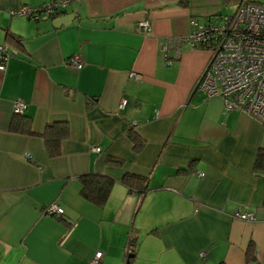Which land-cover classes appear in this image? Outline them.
<instances>
[{
	"label": "crops",
	"instance_id": "crops-1",
	"mask_svg": "<svg viewBox=\"0 0 264 264\" xmlns=\"http://www.w3.org/2000/svg\"><path fill=\"white\" fill-rule=\"evenodd\" d=\"M53 1L0 0V264H90L99 251L98 264H264V124L197 87L210 51L172 45L167 63L162 50L190 33L192 17L220 14L222 0H74L40 21L13 12ZM25 120L35 135L11 128ZM55 122L69 135L52 154L42 134ZM90 172L116 180L103 206L81 193ZM126 173L148 176L150 189L130 191ZM53 202L62 216L45 212Z\"/></svg>",
	"mask_w": 264,
	"mask_h": 264
},
{
	"label": "built area",
	"instance_id": "built-area-1",
	"mask_svg": "<svg viewBox=\"0 0 264 264\" xmlns=\"http://www.w3.org/2000/svg\"><path fill=\"white\" fill-rule=\"evenodd\" d=\"M73 1L55 0L41 6H23L13 12L40 21L62 12ZM190 24L192 29L186 37L170 39L163 44L167 63L171 62L172 45L179 50L181 44L187 42L191 47L207 49L211 58L197 87L209 97L221 98L225 112L242 111L264 124V5L243 0L232 14H217L204 21L192 17ZM138 28L144 33L148 32L151 22L142 21ZM8 58L6 48L0 45V71L6 70ZM70 63L81 68L84 61L76 56L70 59ZM131 77L137 81L143 78L137 72H132ZM126 104L127 100L123 99L120 107L124 108ZM27 107L25 102L17 101L14 112L23 115ZM194 174L204 176L200 171H194ZM45 212L60 216L65 213L56 202L48 205ZM235 217L255 219L253 213L240 210L235 213ZM202 256L205 254L202 253ZM102 257L103 253L97 252L90 264H98Z\"/></svg>",
	"mask_w": 264,
	"mask_h": 264
},
{
	"label": "trees",
	"instance_id": "trees-1",
	"mask_svg": "<svg viewBox=\"0 0 264 264\" xmlns=\"http://www.w3.org/2000/svg\"><path fill=\"white\" fill-rule=\"evenodd\" d=\"M180 2L185 4L188 2V0H180ZM9 35L13 39L20 40V38L14 34H9ZM89 105H90V102H89ZM22 118L27 119L26 116L25 117L23 116ZM11 128L17 132L27 133L31 135L36 134L32 129V125L30 121H26V120L22 121L21 123L17 121H13ZM42 135L45 136L47 140V146H48L49 151L52 154H56L59 152L58 149L60 147L61 141L69 135V128L65 123H61V122L49 123ZM129 136L134 142L135 150L140 151L141 148L145 144V139L134 129H131L129 131ZM108 161L110 163L122 164L121 159H118L112 156L108 158ZM255 170L264 172V149H261L258 153L256 164H255ZM79 179L82 183V186H81L82 195L86 199L100 206L105 205L106 202L109 200L113 187L116 183V180L113 177L104 175L101 173H97V172H90V173L82 174L79 177ZM122 183L125 186H127V188L130 191H136V192H139L140 194H144L150 189L149 177L146 175H141V174H136V173H126L122 179ZM128 244H129L128 245L129 255L135 254L136 249H137V244H138V230L135 227H131L129 231ZM253 250H254L253 246L251 245L247 251V256L249 260L252 259L254 255ZM130 262L131 260L127 262V264H130ZM219 264H226V263L221 262Z\"/></svg>",
	"mask_w": 264,
	"mask_h": 264
},
{
	"label": "rangeland",
	"instance_id": "rangeland-1",
	"mask_svg": "<svg viewBox=\"0 0 264 264\" xmlns=\"http://www.w3.org/2000/svg\"><path fill=\"white\" fill-rule=\"evenodd\" d=\"M253 2H257L264 5V0H250ZM242 2V0H222L221 10H223L220 14H232L238 7V5Z\"/></svg>",
	"mask_w": 264,
	"mask_h": 264
}]
</instances>
